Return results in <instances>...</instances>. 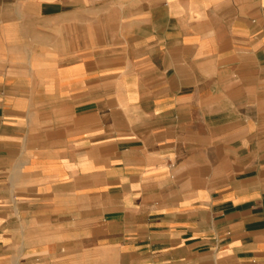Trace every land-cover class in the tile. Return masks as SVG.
Here are the masks:
<instances>
[{
	"label": "crops",
	"instance_id": "crops-1",
	"mask_svg": "<svg viewBox=\"0 0 264 264\" xmlns=\"http://www.w3.org/2000/svg\"><path fill=\"white\" fill-rule=\"evenodd\" d=\"M0 264H264V0H0Z\"/></svg>",
	"mask_w": 264,
	"mask_h": 264
}]
</instances>
